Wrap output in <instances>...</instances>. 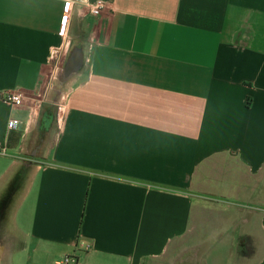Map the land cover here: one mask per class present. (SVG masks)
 <instances>
[{"label":"crops","instance_id":"1","mask_svg":"<svg viewBox=\"0 0 264 264\" xmlns=\"http://www.w3.org/2000/svg\"><path fill=\"white\" fill-rule=\"evenodd\" d=\"M68 256L264 264V0H0V264Z\"/></svg>","mask_w":264,"mask_h":264},{"label":"built area","instance_id":"2","mask_svg":"<svg viewBox=\"0 0 264 264\" xmlns=\"http://www.w3.org/2000/svg\"><path fill=\"white\" fill-rule=\"evenodd\" d=\"M66 6L69 7V3H67ZM103 7L104 5L100 1L96 2L89 10L90 15L98 16L102 11ZM58 36L61 38L63 37L61 33H59ZM3 101L4 103L11 106H20L22 103V95L20 94V92L7 93L4 95ZM20 126L21 122L15 119L10 120L7 124L9 130H18ZM71 261L74 262L73 258L68 256L64 258L62 262H59L57 264H68Z\"/></svg>","mask_w":264,"mask_h":264},{"label":"rangeland","instance_id":"3","mask_svg":"<svg viewBox=\"0 0 264 264\" xmlns=\"http://www.w3.org/2000/svg\"><path fill=\"white\" fill-rule=\"evenodd\" d=\"M4 264V263H3Z\"/></svg>","mask_w":264,"mask_h":264}]
</instances>
